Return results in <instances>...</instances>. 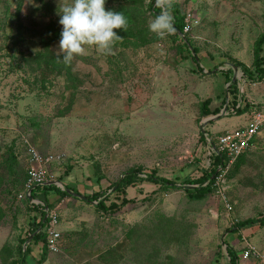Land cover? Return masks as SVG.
<instances>
[{
    "label": "rangeland",
    "instance_id": "obj_1",
    "mask_svg": "<svg viewBox=\"0 0 264 264\" xmlns=\"http://www.w3.org/2000/svg\"><path fill=\"white\" fill-rule=\"evenodd\" d=\"M174 1L185 23L181 40L149 30L157 0H106V10L127 20L117 30L121 38L108 53L86 47L65 63L58 20L71 0H0V264H230V249L238 257L254 249L240 264H264V226L237 227L264 218V129L206 198L186 191L199 187L187 183L208 167L210 144L249 122L248 110L200 130L223 112L232 84L264 109V80L252 82L239 67L233 79L236 62L255 70L264 0ZM188 45L196 53L189 56ZM209 99L208 109L221 111L205 117ZM28 144L62 161L53 168L62 190L98 193L108 208L37 195L59 215L56 253H41L43 244L31 240L36 218L23 196ZM138 169V178L156 172L172 183L136 181L117 191L115 184Z\"/></svg>",
    "mask_w": 264,
    "mask_h": 264
},
{
    "label": "trees",
    "instance_id": "obj_2",
    "mask_svg": "<svg viewBox=\"0 0 264 264\" xmlns=\"http://www.w3.org/2000/svg\"><path fill=\"white\" fill-rule=\"evenodd\" d=\"M166 4L169 5L170 14L173 17L174 30L172 32L174 33V35L176 36L177 39L181 40V36L184 34V29H185L184 18L181 15V12H180V9H179L177 2H175L174 0H169V2ZM153 12L158 15L161 12V7L160 6L159 7H153ZM263 46H264V34L257 40V42L255 44L254 63H253L254 68H255L254 71H252L251 69H249L248 67L244 66L243 64H241L239 62L238 63L236 62V64H235L243 72V77L251 80L252 82H261L264 80V55L261 56V53L263 52ZM187 47H188L187 52H188L189 56L192 55L193 52L196 53L195 48H192L189 45ZM229 71L231 73L226 75L227 76L226 80L228 82H230L231 75L233 73V70H229ZM228 93H233V94H231V96L235 100L234 103L237 104L238 95H239V89L237 87V84H235V83L232 84L231 88H229V90H228ZM242 102H244L246 104V106L244 109L238 110L237 115H242L245 112H247L248 110L251 111L253 108V105H251L247 100H245V98L242 99ZM209 104H210V99L205 101L202 104L203 116L208 117V116L220 113V111H221L220 108H217L213 111L208 109ZM222 104H225V100L222 101ZM201 138H202V141H205V139H206L204 136H202ZM224 158L225 157L223 155H215V154L211 155L210 165L205 170H203V175L201 176V178L198 180H191L188 183L186 182L189 185H199V187H196L195 189H187L186 190L187 195L189 197L196 199V200H202V199L206 198L207 194L213 192L217 177L219 176V173L221 172V171H219V167H220V165H222V163H223V165L225 163ZM141 171H142V169H138L137 171H131V173H128L122 182L115 184V185H118L117 191H121L123 188H127L129 186H133L136 183V181L152 182V183H155L156 185H159L161 188H166L167 186H170L172 183V181H170L168 179L158 177L156 175V172H154L150 175H147L144 178H138L137 175L141 174ZM60 181H62V180H60ZM69 191L74 192L71 189V187H66L65 190H62L61 188H59L56 185L37 186L32 191L30 198L34 199L40 193L44 194L46 197H48L51 193L56 194V195L61 196V197L73 196ZM100 197L101 196L98 193H96L95 195H93L91 197H87V199L89 202H91V201L97 202L100 200ZM27 200L29 201L30 199L28 198ZM128 203H129V201L127 199H123L121 205L124 206ZM97 205L102 210H108L105 202L99 201L97 203ZM47 207L49 208V205H47ZM31 208L34 212V218H36V219H34L35 225H34V228L32 229L33 235H31V236H33V237L31 240L33 242H35L34 244H38L39 242L44 243L42 253L44 251L49 252L48 248L46 246V233L43 232L44 226L47 224V220H45L46 212L39 205H34V206L31 205ZM109 208H111V209L116 208L117 209V208H119V206L116 205L115 203H112L109 206ZM258 222H260L261 226H264V218H263L261 221L256 220V219L246 220L244 222L238 223L237 227H239V228L251 227V226H254L255 224H257ZM29 239H30L29 237L24 239L23 243L26 244ZM30 253H31V248L27 247L26 251H25L24 258H26ZM228 254L230 257L231 264H238L239 257L232 249H230L228 251ZM19 264H26L25 259L22 260V262L20 261Z\"/></svg>",
    "mask_w": 264,
    "mask_h": 264
},
{
    "label": "built area",
    "instance_id": "obj_3",
    "mask_svg": "<svg viewBox=\"0 0 264 264\" xmlns=\"http://www.w3.org/2000/svg\"><path fill=\"white\" fill-rule=\"evenodd\" d=\"M242 99V94L240 93L236 104L234 103V98L228 93L227 103L223 107V109L225 108L223 114L237 115L238 110L244 109L246 106V104L242 102ZM250 112L252 114L251 117H249L247 126L236 129L235 131L224 132V134L216 138L215 144H210L212 155H223L225 157L224 165L222 163L219 167L220 173L228 171L238 158L244 156V154L254 146V139L259 136L264 129V109H258L254 106ZM26 148L30 166L24 185L23 196L28 199L37 186H45L49 182H58L54 179L55 173L53 168L56 165H61L62 161L54 155L42 154L30 144H28ZM207 165L209 167L210 162H208ZM38 195H41V193ZM29 201L32 206L39 205L46 212L45 220H47V224L45 233L48 251L52 253L60 251L62 235L59 229V215L56 211H51L50 208L47 207V203L41 201L38 196L34 199L31 198ZM42 244L44 247V243ZM253 250L254 249L245 250L239 258L243 259V261H247L252 255Z\"/></svg>",
    "mask_w": 264,
    "mask_h": 264
},
{
    "label": "clouds",
    "instance_id": "obj_4",
    "mask_svg": "<svg viewBox=\"0 0 264 264\" xmlns=\"http://www.w3.org/2000/svg\"><path fill=\"white\" fill-rule=\"evenodd\" d=\"M105 3L106 0H71L70 4L60 9L58 48L65 63L71 62L74 56L83 55L86 47L108 53L113 43L121 38L117 30H125L127 20L120 11L106 10ZM157 4L161 12L148 27L151 32L163 37L174 30L173 17L169 5L163 0H157Z\"/></svg>",
    "mask_w": 264,
    "mask_h": 264
},
{
    "label": "water",
    "instance_id": "obj_5",
    "mask_svg": "<svg viewBox=\"0 0 264 264\" xmlns=\"http://www.w3.org/2000/svg\"><path fill=\"white\" fill-rule=\"evenodd\" d=\"M233 69H234V71H235V72H234V78H233V79H235V78L237 77V75H238V69H239V68L236 67V66H234ZM224 110H225V108H224L222 111H224ZM223 116H225V115H224L223 112H222V113L218 114L216 117L209 118V119L205 120V121H204V124L200 126V130H201V132H202V133L205 132L204 127H205V125H206L207 123H210V122L213 121L214 119H216V118L218 119V118L223 117ZM47 185H57V186L61 187V183H58V182H49ZM192 187H195V186H192ZM69 192H70L73 196H75V197H78V198H80V199H82V200H84V201H88L87 197L84 196V195H81V194H79V193H75V192H71V191H69Z\"/></svg>",
    "mask_w": 264,
    "mask_h": 264
},
{
    "label": "crops",
    "instance_id": "obj_6",
    "mask_svg": "<svg viewBox=\"0 0 264 264\" xmlns=\"http://www.w3.org/2000/svg\"><path fill=\"white\" fill-rule=\"evenodd\" d=\"M35 250H36V248H35ZM240 259V258H239ZM229 262H230V260H229ZM239 262V261H238ZM231 264V263H230ZM239 264H240V262H239Z\"/></svg>",
    "mask_w": 264,
    "mask_h": 264
}]
</instances>
